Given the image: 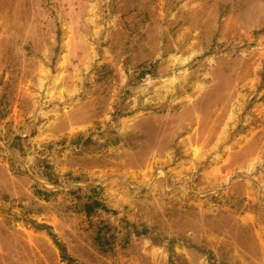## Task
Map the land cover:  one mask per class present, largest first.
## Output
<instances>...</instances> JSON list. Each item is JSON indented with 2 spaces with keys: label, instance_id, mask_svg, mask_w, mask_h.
Returning <instances> with one entry per match:
<instances>
[{
  "label": "rangeland",
  "instance_id": "1",
  "mask_svg": "<svg viewBox=\"0 0 264 264\" xmlns=\"http://www.w3.org/2000/svg\"><path fill=\"white\" fill-rule=\"evenodd\" d=\"M0 264H264V0H0Z\"/></svg>",
  "mask_w": 264,
  "mask_h": 264
},
{
  "label": "trees",
  "instance_id": "2",
  "mask_svg": "<svg viewBox=\"0 0 264 264\" xmlns=\"http://www.w3.org/2000/svg\"><path fill=\"white\" fill-rule=\"evenodd\" d=\"M59 247H60V249H61V252H62V256H66L64 253H63V248H62V246L61 245H59ZM66 258V257H65Z\"/></svg>",
  "mask_w": 264,
  "mask_h": 264
}]
</instances>
